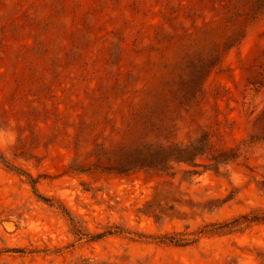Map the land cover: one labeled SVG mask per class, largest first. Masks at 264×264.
Listing matches in <instances>:
<instances>
[{
    "label": "rangeland",
    "instance_id": "rangeland-1",
    "mask_svg": "<svg viewBox=\"0 0 264 264\" xmlns=\"http://www.w3.org/2000/svg\"><path fill=\"white\" fill-rule=\"evenodd\" d=\"M257 1L0 0V264H264ZM151 144L191 162L138 168Z\"/></svg>",
    "mask_w": 264,
    "mask_h": 264
},
{
    "label": "trees",
    "instance_id": "trees-1",
    "mask_svg": "<svg viewBox=\"0 0 264 264\" xmlns=\"http://www.w3.org/2000/svg\"><path fill=\"white\" fill-rule=\"evenodd\" d=\"M252 18L256 19L261 16H264V0H258L255 8L253 7L252 11ZM245 38V33L240 35H235L229 42L226 44L225 50H231L235 47H237L242 40ZM221 54L217 53V55L212 60V66H217L220 63L221 60ZM203 73V72H202ZM201 74L196 82H194V88L192 90V95H197L199 90V82L203 80ZM150 148H153L149 150L146 154H143L139 157V161L136 162L138 165H141L142 167H138L144 170H150V171H156V172H166L168 170L173 169L174 164H181L185 163L188 164L191 162L189 159V155H191L192 150L189 149H180L178 147V144L170 146H160L154 148L153 145H149ZM184 151L186 152L184 154ZM2 158V157H1ZM101 161V160H99ZM132 160H130L131 163ZM135 163V162H134ZM97 168H101L100 163H97ZM186 174H198L197 172H191V171H185ZM33 186L35 182H32ZM35 188V187H34ZM177 193L176 190L173 189V186L170 184L166 188H162L161 190L157 191L153 201H150L147 203L146 206V213L149 215H152L155 219L159 220L160 216L165 215L164 208L162 207L163 197L166 195H175ZM167 211H174V206L168 207V204H165ZM156 209V210H154ZM158 211V213H156ZM156 213V214H155ZM161 219V218H160ZM243 219H246L250 222H264V215L262 216H253L251 218L243 217ZM236 222H239L238 220L232 223L227 224H219V225H208L205 226L204 230H202L199 234L203 235H222L224 233H227L226 231L230 229ZM195 234H175L173 236H163L159 237L158 243L164 244V245H173L178 247H189L196 243L199 238L191 239V236H194ZM105 236V234L98 235L95 237V239H101Z\"/></svg>",
    "mask_w": 264,
    "mask_h": 264
}]
</instances>
